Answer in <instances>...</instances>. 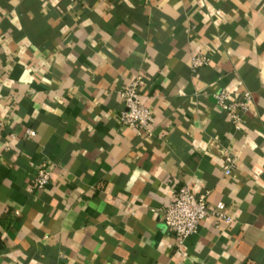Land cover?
<instances>
[{"label":"crops","instance_id":"1","mask_svg":"<svg viewBox=\"0 0 264 264\" xmlns=\"http://www.w3.org/2000/svg\"><path fill=\"white\" fill-rule=\"evenodd\" d=\"M138 75L152 135L119 119ZM221 89L252 92L242 129ZM0 123V264H264V0H0ZM183 185L233 222L179 246Z\"/></svg>","mask_w":264,"mask_h":264},{"label":"built area","instance_id":"2","mask_svg":"<svg viewBox=\"0 0 264 264\" xmlns=\"http://www.w3.org/2000/svg\"><path fill=\"white\" fill-rule=\"evenodd\" d=\"M190 61L192 71L196 73L199 68L209 64L211 60L204 53H196V55L190 57ZM141 79L140 75L136 76L119 91L121 101L124 104L119 113V119L121 123L129 128L152 135L154 115L151 108L143 101ZM213 96L228 115L235 129H242L243 116L249 111L254 102L252 92L244 90L239 98L234 99L231 98L230 92L221 89ZM2 126V123H0V142L3 139ZM25 131L28 136H33L36 133L31 128H27ZM11 135L15 137L14 134ZM3 144L4 148H9L8 142H3ZM224 160V174L230 176L235 170L237 160L230 153L224 155ZM38 170L33 186L41 189L50 181L52 171L45 166H41ZM162 217L167 229L175 234L179 246L184 243L183 241L188 236L197 232L202 219L214 218L217 227H220L221 224L233 222V216L227 212L224 202L213 205L208 201L206 193L197 196L190 185H183L179 188L176 198L163 210Z\"/></svg>","mask_w":264,"mask_h":264}]
</instances>
